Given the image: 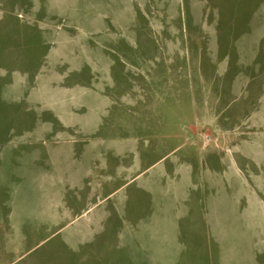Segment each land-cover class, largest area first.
Wrapping results in <instances>:
<instances>
[{
  "label": "rangeland",
  "instance_id": "obj_1",
  "mask_svg": "<svg viewBox=\"0 0 264 264\" xmlns=\"http://www.w3.org/2000/svg\"><path fill=\"white\" fill-rule=\"evenodd\" d=\"M50 13L35 24L54 45L14 24L23 52L6 62L27 71L33 102L15 119L14 103L0 105V125L23 132V150L37 143L51 160L38 174L63 177L79 206L155 207L148 191L225 193L232 206L220 213L230 217L196 228L212 264H264V0H63ZM65 232L33 255L89 247Z\"/></svg>",
  "mask_w": 264,
  "mask_h": 264
},
{
  "label": "crops",
  "instance_id": "obj_2",
  "mask_svg": "<svg viewBox=\"0 0 264 264\" xmlns=\"http://www.w3.org/2000/svg\"><path fill=\"white\" fill-rule=\"evenodd\" d=\"M62 3L63 0H0V105L8 101L14 103L18 109L10 116L14 119L22 113L19 111L22 102H33L35 88V84L27 78V71L23 73L17 65L10 69L6 67L9 59L14 60L23 52L22 37L26 34L17 35L15 27L20 23L25 32H46V44L52 47L54 39L50 34L53 31L37 27L35 19L38 15L41 20L51 18L50 6ZM12 39L16 43L7 45L8 40ZM6 115L0 113L1 122ZM30 132L33 133L32 130ZM22 134L14 126L7 129L0 125V264L213 263L209 251L210 238L199 237L196 228L203 223H218L230 217L229 213H220L222 209L231 208L229 195L203 190H162L148 191L142 196L154 199L155 207L150 208L72 205L71 193H67L63 186V177L55 180L48 169L38 174L40 161L48 163L50 159H39L37 143L34 146L32 142L27 144L29 149L25 152L19 141ZM17 180L27 185L33 198H25L27 192L16 191L12 185ZM56 183L59 189L54 190ZM39 184L45 186L41 192ZM80 197L75 196L74 203L80 202ZM21 201L29 204H20ZM138 210L142 213L130 212ZM182 223L185 227H182ZM137 226L141 227L142 235L138 256L135 255L133 240ZM71 228L77 232H65ZM64 232L69 238L91 243L88 248L78 251L67 248L65 253L59 254V248H52L54 255H33V250L39 245ZM23 241L32 245L30 250L21 252ZM203 250L206 255L200 256L199 251ZM11 255L15 257L11 259Z\"/></svg>",
  "mask_w": 264,
  "mask_h": 264
}]
</instances>
